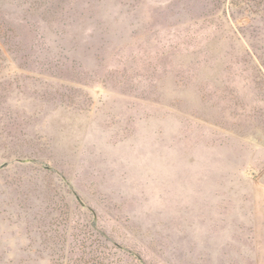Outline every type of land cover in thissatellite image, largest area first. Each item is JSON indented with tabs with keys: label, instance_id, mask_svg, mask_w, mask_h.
I'll return each instance as SVG.
<instances>
[{
	"label": "rangeland",
	"instance_id": "374dc122",
	"mask_svg": "<svg viewBox=\"0 0 264 264\" xmlns=\"http://www.w3.org/2000/svg\"><path fill=\"white\" fill-rule=\"evenodd\" d=\"M0 264H264V0H0Z\"/></svg>",
	"mask_w": 264,
	"mask_h": 264
}]
</instances>
